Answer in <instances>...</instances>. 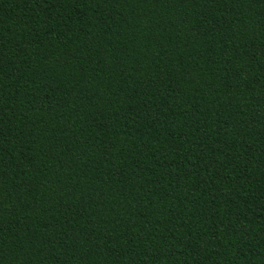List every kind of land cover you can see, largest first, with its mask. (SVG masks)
I'll return each mask as SVG.
<instances>
[{"label": "trees", "instance_id": "1", "mask_svg": "<svg viewBox=\"0 0 264 264\" xmlns=\"http://www.w3.org/2000/svg\"><path fill=\"white\" fill-rule=\"evenodd\" d=\"M0 264H264V0H0Z\"/></svg>", "mask_w": 264, "mask_h": 264}]
</instances>
